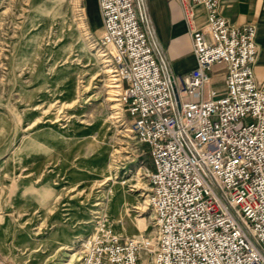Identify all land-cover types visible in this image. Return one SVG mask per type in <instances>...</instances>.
I'll list each match as a JSON object with an SVG mask.
<instances>
[{
	"label": "built area",
	"instance_id": "built-area-1",
	"mask_svg": "<svg viewBox=\"0 0 264 264\" xmlns=\"http://www.w3.org/2000/svg\"><path fill=\"white\" fill-rule=\"evenodd\" d=\"M196 65L176 76L146 0H98L90 33L112 65L121 122L144 148L154 239L98 222L78 264H264V79L256 22L233 23L222 0H179ZM203 5L207 22L195 24ZM89 27V26H88ZM225 65L224 94L212 86ZM145 254V255H144Z\"/></svg>",
	"mask_w": 264,
	"mask_h": 264
},
{
	"label": "rangeland",
	"instance_id": "rangeland-1",
	"mask_svg": "<svg viewBox=\"0 0 264 264\" xmlns=\"http://www.w3.org/2000/svg\"><path fill=\"white\" fill-rule=\"evenodd\" d=\"M85 11L98 35V0H0V264H78L83 239L101 220L124 237L154 239L150 157L121 122L106 71L113 68L99 56ZM42 127L65 146L19 165L15 149ZM99 150L98 175L74 181L66 165ZM22 179L46 180L51 201L19 194Z\"/></svg>",
	"mask_w": 264,
	"mask_h": 264
},
{
	"label": "crops",
	"instance_id": "crops-1",
	"mask_svg": "<svg viewBox=\"0 0 264 264\" xmlns=\"http://www.w3.org/2000/svg\"><path fill=\"white\" fill-rule=\"evenodd\" d=\"M148 11L156 30L157 38L164 51L172 73L180 76L188 73L196 65V57L193 51L192 32L185 21L182 7L179 0H146ZM221 12L235 24L253 21L257 23V41L259 43V54L255 65L257 78L264 79V0H222ZM98 9V8H97ZM86 20L90 30L94 33L91 23ZM207 11L203 5L195 7V24L202 25L207 22ZM101 27H102V21ZM101 31V28H100ZM225 65L217 64L212 71V86L219 94H224L225 89ZM66 140L59 134L48 128H38L28 135L14 151L16 161L21 166H26L35 159L44 158L45 154L53 149L65 146ZM103 151L97 152L92 158L79 160L76 164H67L74 181L84 178H91L98 175L101 166L99 156ZM62 165V164H60ZM26 188H22L19 194L36 197L41 203L51 201L54 190L44 180L41 184L35 185L29 179H22ZM17 181L15 184H19ZM14 184V185H15ZM13 194H15L12 191Z\"/></svg>",
	"mask_w": 264,
	"mask_h": 264
},
{
	"label": "bare ground",
	"instance_id": "bare-ground-1",
	"mask_svg": "<svg viewBox=\"0 0 264 264\" xmlns=\"http://www.w3.org/2000/svg\"><path fill=\"white\" fill-rule=\"evenodd\" d=\"M104 54H105V53H104V51H103V53H99V56H103ZM107 60H108V59H105V61H107ZM106 71H107V72H111V71H113V69L108 68ZM113 75H114V74H112V76H113ZM112 80H113L114 83H110L109 87H110V86H111V87H114V88L110 89V91H112V92L114 91V92H115V91L118 90V89L115 88V87H118V84H117L116 81L114 80V76L112 77ZM112 92H111V94H113ZM114 98L117 99V97H111V96L109 97L110 100H116V99H114ZM146 200H148V199H146ZM67 249H71V248H68V247H67ZM72 256L74 257V254H73Z\"/></svg>",
	"mask_w": 264,
	"mask_h": 264
}]
</instances>
